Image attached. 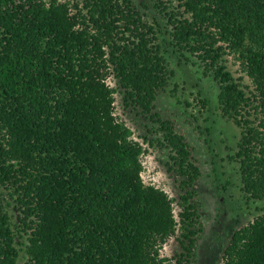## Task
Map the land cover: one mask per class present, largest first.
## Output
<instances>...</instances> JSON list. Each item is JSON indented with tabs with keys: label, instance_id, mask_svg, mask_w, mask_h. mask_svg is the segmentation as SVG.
<instances>
[{
	"label": "trees",
	"instance_id": "trees-1",
	"mask_svg": "<svg viewBox=\"0 0 264 264\" xmlns=\"http://www.w3.org/2000/svg\"><path fill=\"white\" fill-rule=\"evenodd\" d=\"M154 7L175 51L217 83L219 109L240 129L242 189L264 199V0ZM226 54L252 88L235 81ZM172 74L132 0H0V264H167L160 248L171 237L172 258L187 264L200 176L189 144L160 122L154 141L179 180L171 198L142 181L143 146L113 114L119 92L124 107L151 115ZM221 264H264V212L232 230Z\"/></svg>",
	"mask_w": 264,
	"mask_h": 264
},
{
	"label": "rangeland",
	"instance_id": "rangeland-1",
	"mask_svg": "<svg viewBox=\"0 0 264 264\" xmlns=\"http://www.w3.org/2000/svg\"><path fill=\"white\" fill-rule=\"evenodd\" d=\"M132 1L156 29L173 74L165 90L157 96L151 115L124 107L119 92L114 94L113 114L130 128L131 138L143 146L142 181L161 188L171 198H177L180 192L179 180L169 169L168 150L160 148L154 140L162 138L159 125L163 121L171 122L174 130L184 135L200 170L193 187L199 213L198 233L187 264H221L222 248L230 233L264 212V199H251L242 189L240 164L235 157L240 129L223 117L217 100V83L191 60L179 55L169 43V26L164 15L154 7L155 0ZM224 60L241 87H253L231 55H224ZM107 83L115 85L110 77ZM145 137L153 141L152 145ZM173 208L176 213L175 202ZM177 247L171 237L160 248V255L168 258L167 264H176L172 256Z\"/></svg>",
	"mask_w": 264,
	"mask_h": 264
}]
</instances>
